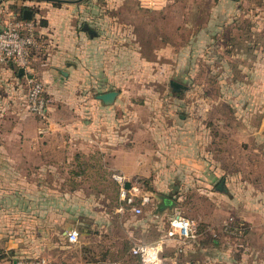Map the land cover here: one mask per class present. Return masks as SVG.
<instances>
[{
	"label": "rangeland",
	"instance_id": "1",
	"mask_svg": "<svg viewBox=\"0 0 264 264\" xmlns=\"http://www.w3.org/2000/svg\"><path fill=\"white\" fill-rule=\"evenodd\" d=\"M19 1L0 5L4 25L21 9ZM109 1L84 0L85 14L75 15L76 25H97L101 48L108 54L101 68L111 75L104 72L101 77L89 65L94 81L106 87L89 86L87 101L97 102L106 91L118 92L107 108L97 102L100 126L93 133L100 145L95 144V152L69 150L64 162L41 173L7 157L1 149L7 142L4 134L12 133L18 116L30 114L29 84L10 66L0 69L4 264L90 263L94 258L104 260L107 247H129L126 237L154 207L145 206L136 216L122 199V185L114 179L118 175L139 189V202L145 195L166 197L172 185L182 198L167 196L174 206L164 213L189 218L199 229L206 217L228 220L241 215L234 186L223 195L218 188L222 181L232 187L229 175L235 173L236 156L253 149L255 135L264 127V0H164L155 9L140 0L115 7ZM29 6L35 24L47 25L49 6ZM172 82L181 91H175ZM124 144L148 149L158 162L151 176L107 172L104 167L112 160L101 156L102 149ZM209 152L217 162L213 166L222 157L228 167L227 174L219 173L216 180L209 176ZM74 230L80 237L72 244L63 233ZM226 241L229 248H238L234 239Z\"/></svg>",
	"mask_w": 264,
	"mask_h": 264
},
{
	"label": "crops",
	"instance_id": "2",
	"mask_svg": "<svg viewBox=\"0 0 264 264\" xmlns=\"http://www.w3.org/2000/svg\"><path fill=\"white\" fill-rule=\"evenodd\" d=\"M4 1L6 0H0V5ZM9 1L13 2V0ZM82 1L84 0H64L61 3L58 0L19 1V5H22L16 15L21 20L34 23V34L37 37L38 46L31 52L29 69L25 71V75L20 76V69L16 67L10 66L9 70L16 71L17 78L21 80L34 79L44 84V95L48 101L49 113L47 119H41L30 112L26 116H18L20 118L12 124V133L4 134L7 142L1 149L7 152V157L19 159L22 166H27L34 173H41L42 170L50 168L56 162H64L70 153L69 150H78L71 151L77 153L95 152L94 148L100 145L94 139L96 133H93L100 126L96 116L100 108L97 103L100 101L99 95L96 98L97 102L87 101L85 92L94 83V87L96 85L106 86L94 81L95 75L94 77L90 75L89 65L92 64L95 70H91L101 77L104 72H108L107 76L111 75L110 71L101 68L108 54L101 48L103 39L97 25L87 23L76 25L75 20L78 16L75 15L85 14ZM115 1L110 0L109 6H128L127 0ZM34 3L51 6V8L47 7L50 9L46 18L47 25L35 24V14L33 8L29 6ZM57 3L61 6H54ZM27 10L33 13L30 20L24 18ZM85 25H88L95 34L91 35L86 31ZM4 27L5 25L0 21V30ZM5 68L6 66L0 67L2 70ZM92 71L90 72L94 74ZM89 77L93 80L92 82L89 81ZM109 92L116 91H106L100 95ZM102 105L109 106L103 102ZM88 112H90V117H86ZM263 131L264 127L259 128L256 133V143L252 150L236 156L235 173L229 175L230 180L234 181L232 187L222 181L218 188L219 194L223 195L227 194L230 189L232 190L234 186L235 202L241 213L237 221L247 229L246 237L237 244L238 248H229L225 235L220 232L227 219H222L220 215L217 218L206 217L203 225H200L202 227L200 236L194 243L182 248L176 240L167 242L161 255V264H264ZM109 150L111 154L108 155ZM101 156L104 159L111 156L112 164L104 167L107 172L124 174L129 178L151 176L158 164L156 160L153 161V156L150 155L148 149L143 146L124 144L118 148H104ZM206 156L209 158L208 170H211L209 176L212 180L219 178V173L227 174L228 167L222 157L220 158L221 163L213 166V163L217 164L213 160V155L209 152ZM155 173L158 174L157 171ZM222 183L225 184L227 192L221 189ZM126 184H130V188L126 189L128 191L137 188L131 182H126ZM34 186L32 185V188ZM169 189L167 194L169 198H179V200L182 198L178 191H173L175 188L172 185ZM145 196L150 198L148 205L152 204L154 210L152 214L150 213L151 215H146L139 226L133 227L134 232L126 237L125 242L129 243V247L125 245L107 247L105 251H102L104 260L94 258L90 263L83 260L77 264H142L140 257L135 256L133 250L141 245H151L166 237L170 221L179 215L172 217L169 213L157 214L155 208L158 201L151 196ZM138 204L140 203L137 199ZM218 211L217 209L216 212ZM69 233H63L68 242ZM78 236L80 237L79 233ZM181 248L183 252H180ZM93 255H96V252ZM0 264L4 263L0 262Z\"/></svg>",
	"mask_w": 264,
	"mask_h": 264
},
{
	"label": "built area",
	"instance_id": "3",
	"mask_svg": "<svg viewBox=\"0 0 264 264\" xmlns=\"http://www.w3.org/2000/svg\"><path fill=\"white\" fill-rule=\"evenodd\" d=\"M140 1L144 7L155 9L162 6L164 0ZM11 15L13 16V20L6 23L5 27L0 30V67L12 65L18 69L27 71L30 65L31 52L38 46V40L34 34L35 26L32 22L19 19L15 14ZM28 84L27 107L29 112L41 119H47L49 108L48 101L44 95V84L34 79H29ZM115 180L122 185V199L133 209L136 215H141L143 207L149 204L150 198L147 196L141 197L140 204L137 205V192L139 189L126 190V179L123 176H115ZM246 231L245 226L241 225L233 217H230L220 230L227 239H234L237 242L244 240ZM199 236V225L195 221L177 215L170 221L166 237L151 245L138 246L133 250V253L135 256L140 257L142 264H161V255L169 240L178 241L183 248L194 243ZM68 239L72 244L77 243L79 240L78 233H69ZM182 248L180 252H183Z\"/></svg>",
	"mask_w": 264,
	"mask_h": 264
},
{
	"label": "water",
	"instance_id": "4",
	"mask_svg": "<svg viewBox=\"0 0 264 264\" xmlns=\"http://www.w3.org/2000/svg\"><path fill=\"white\" fill-rule=\"evenodd\" d=\"M32 15H33L32 11L27 10L24 13V18L26 20H30V19H32ZM85 28H86V31H88L91 35L94 33V31L91 30L88 25H85ZM19 75L20 76L25 75V70L20 69ZM171 84H172V87L175 89V91H177V92L181 91V87L175 85L173 82ZM117 96H118V92H109V93H106L103 95H99L98 99L100 101H102L105 105H111L115 102ZM129 188H130V184H126L125 189H129ZM221 189H224V191L227 192V189H226L224 183H222ZM156 199L158 201V205L156 207L157 208L156 209L157 214H163L166 210H169L174 206L173 201L169 198L164 197V196H156Z\"/></svg>",
	"mask_w": 264,
	"mask_h": 264
},
{
	"label": "trees",
	"instance_id": "5",
	"mask_svg": "<svg viewBox=\"0 0 264 264\" xmlns=\"http://www.w3.org/2000/svg\"><path fill=\"white\" fill-rule=\"evenodd\" d=\"M10 66H12V65H10ZM12 67H15V66H12Z\"/></svg>",
	"mask_w": 264,
	"mask_h": 264
}]
</instances>
